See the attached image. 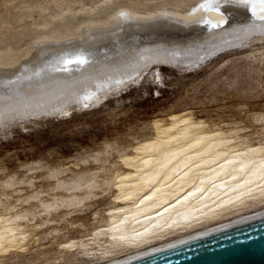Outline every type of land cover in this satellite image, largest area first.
Segmentation results:
<instances>
[{
  "label": "rangeland",
  "instance_id": "obj_1",
  "mask_svg": "<svg viewBox=\"0 0 264 264\" xmlns=\"http://www.w3.org/2000/svg\"><path fill=\"white\" fill-rule=\"evenodd\" d=\"M202 1L206 0H0V53L27 59V43L37 37L72 35L81 24L121 12L139 16L182 11L181 6ZM230 8L228 19L237 22L227 37L213 32L209 39L218 38L215 44L203 42L179 55L170 51L171 60L147 58L132 66L127 82L116 80L119 83L104 87V93L100 90L94 103L70 104L69 116L38 111L0 118V216L26 214L18 225L28 236L22 246L1 254L0 264H105L95 253L108 245V238L95 234L112 223V210L125 205L119 200V182L136 172L125 159L139 157L137 148L158 137V125L169 127L175 118H189L203 130L232 134L235 144H264V27L248 31L246 7ZM170 30L136 38L154 43L186 38ZM89 87L81 92L83 97L97 93L94 83ZM43 203L63 206L47 214ZM263 210L264 206L253 207L155 246ZM81 240L92 244L83 249ZM74 241L75 248H64Z\"/></svg>",
  "mask_w": 264,
  "mask_h": 264
},
{
  "label": "bare ground",
  "instance_id": "obj_2",
  "mask_svg": "<svg viewBox=\"0 0 264 264\" xmlns=\"http://www.w3.org/2000/svg\"><path fill=\"white\" fill-rule=\"evenodd\" d=\"M208 3L209 0L194 5L189 3L181 6L182 11L147 12L139 16L121 12L104 20L81 24L72 35L37 37L27 46L25 44L23 56L27 59L0 53V118L11 113L27 116V113L33 115L30 112H35L36 115L38 111H58L69 116L70 104L87 107L94 103L100 90L116 80L127 82L132 66H139L147 58L164 59L167 56L171 60L170 51L175 50L179 55L181 50L185 52L201 43L202 46L209 42L215 44L218 38L209 39L211 33L225 38L237 21L228 19V8L233 6L219 10L201 7ZM244 9L249 24L264 26V0H248ZM190 13L193 22L186 23L182 18ZM221 16L229 23L213 27ZM161 28L180 31L186 40H159L155 44L136 38L152 37ZM72 36L76 38L65 41ZM126 39L130 41L125 42ZM153 43L155 46L151 47ZM103 72L104 77L100 79ZM90 83H94L98 91L83 97L81 92L89 89ZM64 101H68L66 106H63ZM156 127L158 137L137 148L139 157L125 159L136 169L134 174L122 176L119 182L122 189L119 200L125 205L112 210V223L95 234L109 239L108 245L104 244L106 246L95 253L105 264H126L264 218V210L240 215L232 222L155 246L156 242L173 235L264 206V144L260 142L253 146L237 144L238 141L235 144L232 134L203 130L201 124L193 123L189 118H175L169 127ZM43 204L40 206L47 214L63 206ZM75 206L84 205H67L68 208ZM25 215L0 216V255L8 254L26 242L28 236L18 225ZM93 238L91 240L95 241ZM86 241L79 242L82 248L91 246L92 243L86 244ZM77 244L74 241L64 248L72 249ZM146 247L149 248L141 251ZM118 254H123L120 257L124 258H116Z\"/></svg>",
  "mask_w": 264,
  "mask_h": 264
},
{
  "label": "water",
  "instance_id": "obj_3",
  "mask_svg": "<svg viewBox=\"0 0 264 264\" xmlns=\"http://www.w3.org/2000/svg\"><path fill=\"white\" fill-rule=\"evenodd\" d=\"M126 264H264V218Z\"/></svg>",
  "mask_w": 264,
  "mask_h": 264
},
{
  "label": "snow or ice",
  "instance_id": "obj_4",
  "mask_svg": "<svg viewBox=\"0 0 264 264\" xmlns=\"http://www.w3.org/2000/svg\"><path fill=\"white\" fill-rule=\"evenodd\" d=\"M224 6H236V7H247L248 6V0H209L208 4H202L201 7H212L214 10H219L221 7ZM186 23L193 22L191 20V13L188 17L182 18ZM221 23L228 24L229 21L227 19H224L223 16H221L217 21L216 24L213 25V27H218ZM231 27V25H229ZM264 27V26H262ZM256 25L254 23L249 24L247 30L252 31L255 30ZM9 83H12V81H9ZM67 115V113H65Z\"/></svg>",
  "mask_w": 264,
  "mask_h": 264
}]
</instances>
